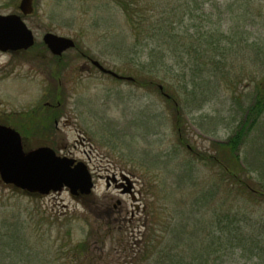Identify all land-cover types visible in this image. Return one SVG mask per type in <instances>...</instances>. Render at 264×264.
<instances>
[{"label":"rangeland","instance_id":"obj_1","mask_svg":"<svg viewBox=\"0 0 264 264\" xmlns=\"http://www.w3.org/2000/svg\"><path fill=\"white\" fill-rule=\"evenodd\" d=\"M158 1L162 6L169 3ZM131 2L133 8H143L150 17L154 0ZM20 3L21 0H0V15L19 14ZM248 10L249 15L241 17ZM25 20L35 35L36 46L17 55L0 52V121L18 126L16 116L26 118L33 109L42 112L46 102L58 98L54 93L58 87L62 101L59 111L70 124L62 122V133L55 136L56 141L26 129L23 135L33 147L53 144L60 155L85 162L95 188L90 197L81 201L67 191L28 197L0 182V223H23L27 237L32 235L44 254L42 264L52 259L64 263L80 243H88V256L95 259V264H122L127 251L138 249L151 212L163 219L165 211H179L173 199L180 200V205L185 202L187 207L181 209L191 216L199 213L196 220L202 211H220L219 198L214 197L216 189L211 185L215 171L191 159L186 147L181 149L182 136L176 128L174 111L158 87L168 86L169 93L181 94L187 147L197 158L213 154L212 143H225L234 136L246 124L256 100L250 76L256 70L259 78L264 69V0H196L189 14L185 8L184 18L176 27L177 45L171 48L175 55H183L178 60L172 57L171 50L158 47L160 37L137 43L124 12L112 0H35L34 13ZM154 21L150 17L145 30L154 26ZM49 32L73 39L77 49L87 56L137 83L113 79L94 68L88 73V61L80 57L78 50L66 52L64 65L58 68L42 45L43 36ZM209 32L234 35L232 78L240 81L230 84L212 79L206 72L198 73L195 60L185 55L190 43L181 45V36L190 33L204 37ZM165 93L169 94L166 89ZM60 145L67 149H60ZM240 157L254 181L264 186V114L247 132ZM190 161L197 165L195 171H200L197 189L201 192L207 184L202 195L190 193L189 188L178 189L186 182L179 174L182 169L188 172L187 165H193ZM122 174L130 178L132 191L140 199L139 213L128 194L120 193L113 185L107 187V176L119 178ZM125 187L129 185L125 183ZM178 190L183 195L175 198ZM224 198L227 209L235 205L234 193ZM251 217L264 220V202L253 207ZM104 239L108 241L106 248L100 243ZM250 249L234 250L223 264H264V257L254 256Z\"/></svg>","mask_w":264,"mask_h":264},{"label":"trees","instance_id":"obj_2","mask_svg":"<svg viewBox=\"0 0 264 264\" xmlns=\"http://www.w3.org/2000/svg\"><path fill=\"white\" fill-rule=\"evenodd\" d=\"M112 1L124 12L137 43L145 41L144 38H147L146 41H153L155 37H160L162 43L158 47H166L171 50L175 60L183 57L182 54L181 56L175 55L171 46L177 45L176 27L184 18L185 8L189 14L191 5L196 0H168L169 3L166 6H162L158 0H154V9L149 12L150 17L155 18V25L146 30L144 26L150 18L146 17L147 11L143 8H133L131 0ZM248 15L249 10L240 16ZM214 35H218V37L215 38ZM233 36L232 34L209 32L204 37H200V35L187 33L185 36H181L180 42L181 45L184 43L183 46H185V42L190 43L185 55L195 60L196 67L194 68L198 73L208 74L212 79L217 78L221 82L232 84L235 81H240L238 78H232L236 56L235 52L232 53V48L235 47ZM222 49L225 51L221 52ZM165 57L163 55L161 58ZM256 60L255 58V65L257 64ZM205 72L206 74H204ZM256 72L254 70L252 75L250 74V81L255 83L256 100L247 114L246 124L227 142L212 143L213 154L206 153L198 158L187 147L188 142L184 138L181 94L176 95L177 93L171 91L169 93L171 89L168 86L165 88L169 93V99L166 100L174 111L176 128L179 135L182 136L180 139L181 149L186 147L191 159L196 158L198 164H202L205 169L210 168L213 172L215 171V182L211 185L216 189L214 197L218 196L219 198L217 205H219L220 211H202L200 218L196 220L194 217L199 213H193L194 215L191 216L189 211L181 209V207H187L185 202V205H180V200L173 199L172 204H175L179 211H165L166 215L163 219L160 215L157 216L151 212L146 232L138 243L140 245L135 244L138 245V249L131 253L126 250L129 254L124 258L125 262L122 264H223V260L234 250L241 249L242 252H247L250 248H253L254 256L264 257V220L260 221L257 217H251L253 207L264 202V186L254 181L251 172L242 163L240 157V147L247 132L255 127L264 114V69L261 70L262 75L259 78ZM184 89L185 92H188V85ZM191 89L195 90L194 87ZM22 127L29 132L38 133L35 128L30 130ZM192 164L187 165L188 172H184V169L181 170L179 177H185L186 182L178 189L189 188L190 193L202 195L206 193L205 186L207 184L201 192L200 188L197 189L201 184L200 180H197L200 171H195V168L197 170L198 167L194 166V163ZM183 166L180 165V168ZM233 193L236 196L234 199L236 203L227 209V200L224 196L231 197ZM178 194L183 195L179 191L174 194V197H179ZM216 208L215 206V210ZM257 221H259V226ZM27 232L23 223L21 225L15 221H10L9 225L4 222L0 223V264H42L44 254L40 251L39 244L33 240L32 235L27 237ZM107 236L109 237L108 234ZM107 242L105 239L100 242L103 248L107 247ZM72 251L74 253L72 257L66 258L61 264H83L84 260L89 261V264H95L93 261L95 259H89L88 243H80ZM48 264H59V261L52 259ZM115 264L119 263L115 262Z\"/></svg>","mask_w":264,"mask_h":264},{"label":"water","instance_id":"obj_3","mask_svg":"<svg viewBox=\"0 0 264 264\" xmlns=\"http://www.w3.org/2000/svg\"><path fill=\"white\" fill-rule=\"evenodd\" d=\"M34 0H21V15H0V52H26L35 46V37L23 20L34 13ZM43 43L52 55L61 57L65 52L76 47L75 42L67 37L47 33ZM102 73L118 80L133 81L132 78L119 76L107 70L99 62H93ZM163 90L162 87H160ZM126 181L118 188L122 192L132 193L130 178L121 175ZM0 182L5 186L30 197L61 195L67 191L75 200L90 197L93 194V177L84 162L58 155L46 146L33 147L29 139L21 136L5 122L0 121ZM109 187V180L107 181Z\"/></svg>","mask_w":264,"mask_h":264},{"label":"flooded vegetation","instance_id":"obj_4","mask_svg":"<svg viewBox=\"0 0 264 264\" xmlns=\"http://www.w3.org/2000/svg\"><path fill=\"white\" fill-rule=\"evenodd\" d=\"M43 40V39H42ZM46 51L49 52L48 49L45 48ZM74 50H78L80 53V57L81 58H86L88 61V64L85 65V70L90 73L92 68H94V70H96L97 72H99L100 74H102L97 67L93 66V62L96 61L94 60L92 57L87 56L86 53H83L81 50L75 48ZM50 53V52H49ZM12 55H17L19 53H11ZM52 59H53V63L58 67L61 68L62 65H64L63 63V57L65 54H63L61 57H56L53 56L52 54H50ZM63 63V64H62ZM62 64V65H61ZM66 66V65H65ZM64 66V67H65ZM63 69V67H62ZM61 80L59 79V86H61ZM57 95L59 96V93H57ZM57 97V96H56ZM55 98V97H54ZM52 98V99H54ZM62 104L61 101L56 99L52 102H46L44 104V110L39 114H33V116L30 117H20V116H16L17 119V123L19 125L25 126L27 128H35V130H37L38 133H41L42 135H49L53 141H56L55 136H57L59 133H62V130L60 129V125L62 124V122H64V125L67 126L70 124L69 121H64L65 117L64 114L62 112H60L59 110L61 109ZM38 114V115H37ZM34 124H33V123ZM32 123V124H29ZM53 144H50V146L52 147ZM60 149H67L66 146L60 145L59 146ZM90 155V154H89ZM88 158L90 159V156H88ZM109 177L107 176L106 179H108ZM113 181L116 179H112ZM110 183H112L110 181ZM123 184L122 180H116L114 184H112L115 188H117V186ZM135 190L133 189L132 193H129L128 195L130 196L131 200L134 203V209L136 212L139 213V211H141V203H137L140 202V199H137L135 196ZM121 193V191H120ZM138 194V193H137ZM139 197L141 198V194H138ZM118 205H122L121 202H118ZM116 208V206H115ZM110 211V210H109ZM142 211H145V208L143 207Z\"/></svg>","mask_w":264,"mask_h":264}]
</instances>
